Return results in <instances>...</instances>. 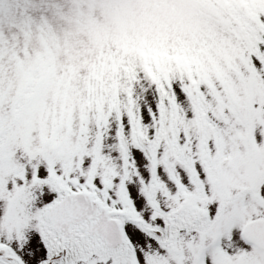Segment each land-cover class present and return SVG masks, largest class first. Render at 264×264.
<instances>
[{"label":"snow or ice","instance_id":"1","mask_svg":"<svg viewBox=\"0 0 264 264\" xmlns=\"http://www.w3.org/2000/svg\"><path fill=\"white\" fill-rule=\"evenodd\" d=\"M0 264H264V0H0Z\"/></svg>","mask_w":264,"mask_h":264}]
</instances>
